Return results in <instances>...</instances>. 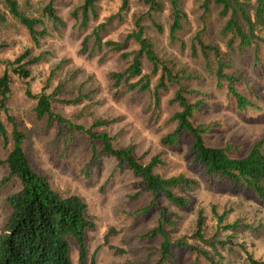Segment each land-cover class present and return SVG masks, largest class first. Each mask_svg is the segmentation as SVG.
<instances>
[{
    "label": "rangeland",
    "instance_id": "1",
    "mask_svg": "<svg viewBox=\"0 0 264 264\" xmlns=\"http://www.w3.org/2000/svg\"><path fill=\"white\" fill-rule=\"evenodd\" d=\"M21 10L31 16L42 15L49 0H18ZM83 0H54L58 14L66 22L61 35L44 38L35 45L25 26L13 18L0 22V76L7 69V61L15 60L26 49L34 55L44 54L43 59L30 65L31 77L21 79L13 75V90L8 101L10 113L20 121L28 135L25 142L29 158L34 168L45 174L52 185L62 191L80 195L88 204V210L95 227L87 232V257L84 264H155V253L159 240L147 241L142 234L157 225L161 209L178 214L174 226L175 238H184L199 245L192 238L197 219V211L203 209L205 215V235L225 242L216 256L221 264H250V257L264 258V205L246 189L208 183L200 180V187L189 195L192 206L179 210L173 204L160 198L151 212L142 217L136 211L151 202L150 194L140 192L138 178L127 168L118 167L112 157H103L98 164L87 166L88 154L78 149L68 150L65 155L52 145L57 127L49 125L46 119L37 121L33 107L36 100L26 95L29 87L34 93L45 92L52 98L53 109L71 118L74 122L90 126L93 114L109 121L105 127L115 137L119 145H135L136 154L142 161L161 154L166 164L156 169L164 176L184 172L194 175L191 169V140L183 138L177 148L164 146L162 137L172 128L170 117L176 108L169 104L171 93L163 97L161 105L155 107L150 91L121 92L116 95L110 74L123 65L117 53H90L83 50L82 33L76 27L72 11L82 5ZM121 0H102L98 7L96 24L107 22L119 11ZM211 11L205 14L209 36L216 38L222 19L219 7L211 4ZM187 19L179 35L187 43L202 28L205 11L203 0H184ZM0 9L5 10L3 0ZM144 9L139 0H132V7L123 19L114 17L104 33L105 39L123 41L133 27V13ZM162 54L188 64L190 69L202 76L194 81V88L209 95L206 107L197 114L196 123L208 126L205 133L209 145L224 147L232 155L243 156L255 141L264 136V49L261 60L253 65L247 56H233L229 72L239 80L235 83L238 91L253 104L242 111L236 100L228 94L227 86L218 88L217 79L204 72V60H192L177 45L169 43L167 32L153 35ZM207 36V37H209ZM216 40V39H215ZM128 50L136 45L130 41ZM251 57V55H250ZM248 59V60H247ZM151 67L145 63V72ZM156 78L152 79L154 86ZM200 94L198 97H201ZM80 98L78 102H73ZM5 117V116H4ZM11 132L12 126L8 124ZM7 149L0 144V229L8 214L6 197L17 189L12 182H4L8 175L3 163ZM224 217L220 223L212 208ZM135 213V215H134ZM234 224L235 228L227 225ZM177 264H193L195 256L186 248L178 249ZM73 264L79 260V248L72 242ZM200 264H209L203 258Z\"/></svg>",
    "mask_w": 264,
    "mask_h": 264
},
{
    "label": "trees",
    "instance_id": "2",
    "mask_svg": "<svg viewBox=\"0 0 264 264\" xmlns=\"http://www.w3.org/2000/svg\"><path fill=\"white\" fill-rule=\"evenodd\" d=\"M101 1L83 0L82 5L72 11L76 27L86 34L83 50L117 53L123 65L110 74L116 95L121 92L150 91L155 107H158L163 97L171 93L169 104L176 110L170 117L172 128L161 142L164 146L177 148L183 138H189V156L194 175L184 172L162 175L156 171L167 163L161 154L142 161L136 154L135 145L123 146L115 142V137L105 129L108 120L89 114L92 116L90 126L76 123L53 109L50 95L42 91L34 93L28 87L26 95L36 100L32 108L35 119H46L49 125L54 123L57 127L52 145L61 151V155H65L70 148L88 154L90 159L87 166L98 164L106 156L116 159L118 167L127 168L133 173L139 180L140 192L152 196L149 204L135 212L137 216H147L160 198L179 210L191 208L193 203L189 194L200 187L198 175L208 183L246 189L264 205V136L255 141L243 156L232 155L224 147L209 145L205 139L208 126L196 123L197 114L204 110L209 98L207 93L193 85L202 76L190 69L188 64L162 54L152 36L167 32L170 44L180 42L179 50L188 48L187 54L192 60H204V72L217 79L218 88L226 85L237 107L245 111L253 104L235 86L239 78L229 72L234 64L228 60L243 55L250 58L253 65L260 62L264 49V0H203L205 11L202 28L189 43L179 36L188 17L184 0H139L144 9L133 13V27L123 41L107 40L104 33L114 17L123 19L129 13L132 0H121L116 15L107 22L96 24ZM3 3L5 10L0 9V22L10 17L15 19L27 28L37 46L46 37L61 35L66 28L54 0H49L40 16L24 13L18 0H3ZM211 4L220 8L219 16L222 19L216 40L208 35L204 19L205 14L211 11ZM130 41L136 45L133 50L126 48ZM43 56L34 55L32 49H26L15 60L7 61V69L0 76V144L7 149L3 163L8 168L4 182L18 184L17 189L5 199L8 214L0 229V264H73L72 242L78 245L79 260L84 264L88 253L86 235L96 225L88 204L80 195L55 188L45 174L34 168L25 147L28 135L22 123L10 113L8 101L13 90L11 72L21 79L30 78V65L40 62ZM145 63L151 67L149 73L145 72ZM153 78H156L154 86ZM200 94L202 96L198 97ZM8 124L12 126L11 132ZM212 211L222 223L224 217L217 213L215 207ZM177 219V213L162 208L157 225L142 234L147 241L159 240L155 264H177V250L182 248L195 256L193 264H200L201 258L209 264H221L216 256L220 255V247L225 248V242L206 237L203 209L197 211L192 235L199 245L184 238H175L173 229ZM227 226L235 228L234 224ZM92 264H95V260ZM250 264H264V258L250 257Z\"/></svg>",
    "mask_w": 264,
    "mask_h": 264
}]
</instances>
